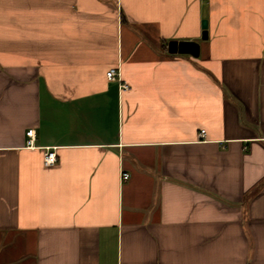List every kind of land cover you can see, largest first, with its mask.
<instances>
[{
    "label": "crops",
    "instance_id": "1",
    "mask_svg": "<svg viewBox=\"0 0 264 264\" xmlns=\"http://www.w3.org/2000/svg\"><path fill=\"white\" fill-rule=\"evenodd\" d=\"M0 264H264V0H0Z\"/></svg>",
    "mask_w": 264,
    "mask_h": 264
},
{
    "label": "built area",
    "instance_id": "2",
    "mask_svg": "<svg viewBox=\"0 0 264 264\" xmlns=\"http://www.w3.org/2000/svg\"><path fill=\"white\" fill-rule=\"evenodd\" d=\"M107 77L108 79L114 80V79H119L121 81L120 87L122 90H126L129 88V84L126 81H122L121 73L118 68L112 67L107 71ZM27 135H28V142L30 144L33 143L34 138H35V130L33 128H30L27 130ZM206 135V130L201 129L200 131V136L205 137ZM57 154L55 150H48L44 154V163L46 165H51L54 164L57 161ZM123 178H128L129 174L127 172H124L122 174Z\"/></svg>",
    "mask_w": 264,
    "mask_h": 264
},
{
    "label": "water",
    "instance_id": "3",
    "mask_svg": "<svg viewBox=\"0 0 264 264\" xmlns=\"http://www.w3.org/2000/svg\"><path fill=\"white\" fill-rule=\"evenodd\" d=\"M202 27V37L206 39L208 37V21L206 19H203ZM168 50L171 53L189 52L192 55L199 56L200 44L193 40H170L168 43Z\"/></svg>",
    "mask_w": 264,
    "mask_h": 264
}]
</instances>
